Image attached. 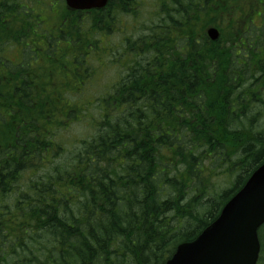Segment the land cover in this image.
Wrapping results in <instances>:
<instances>
[{"label": "trees", "instance_id": "16d2710c", "mask_svg": "<svg viewBox=\"0 0 264 264\" xmlns=\"http://www.w3.org/2000/svg\"><path fill=\"white\" fill-rule=\"evenodd\" d=\"M259 1V26L233 25ZM140 4L45 12L48 0H0V53L17 54L0 58V264H166L263 163L264 0H152L145 13ZM120 14L140 19L122 54L111 46ZM221 18L230 28L217 41L200 33ZM43 37V57L59 41L80 74L38 62ZM106 46L114 63L129 62L99 99L97 132L59 161V121L80 112L68 95ZM56 86L53 101L44 90Z\"/></svg>", "mask_w": 264, "mask_h": 264}, {"label": "rangeland", "instance_id": "374dc122", "mask_svg": "<svg viewBox=\"0 0 264 264\" xmlns=\"http://www.w3.org/2000/svg\"><path fill=\"white\" fill-rule=\"evenodd\" d=\"M60 4V0H55ZM144 7L143 13L148 11L151 7L152 0H138ZM54 0H49L48 7H42L45 12L53 11V8L55 7ZM259 7L257 8L256 13H253V9H250L248 7L247 13L243 18H237L238 15H235L233 25L235 26L236 23L241 27H246L249 24H254L259 26L261 24V17L258 14L259 10L262 8V3L259 1ZM60 8V7H59ZM139 8H136L138 10ZM255 10V9H254ZM238 12H236L237 14ZM44 23L47 25H54V17L50 16L48 17V13L43 14ZM59 18V17H58ZM244 19H247V21L244 23ZM208 21V20H206ZM205 21V22H206ZM201 23L199 25L200 33L206 34V29L211 26L215 25L220 28V30L223 31L225 29L230 28L228 26L231 22V20H225V18H221L217 20L215 23H210L209 21L205 24ZM140 23V19L137 18V16L134 15H122L120 14L116 20V26L120 29H123V33L120 32L113 35V44L111 46L115 47L116 50H118L120 53L124 52V49L127 47L126 43H124L123 38L132 33L134 31V28H138V25ZM227 27V28H226ZM47 30L51 36L54 34L57 35L58 28ZM231 30V29H230ZM229 30V31H230ZM128 34V35H127ZM226 34V33H224ZM86 36L90 39L91 34L87 33ZM98 38V37H97ZM100 38V37H99ZM98 41H102V38H100ZM38 44L41 46L40 50L42 52V56H40L37 61L39 62H47L50 60L52 70L58 71L62 66H65L67 68V74L68 76L71 75H77L80 74V72L75 71V65L74 61L70 60L68 57L71 54V51L68 53L65 52V56L62 53V49L60 48V43L57 41V51L50 54L49 58H45L43 56H46V54L43 53V49L45 47V37H43L41 40L40 38ZM22 43L25 42L20 40ZM12 45H9L5 48L3 52L0 53V58H8L10 62L16 60V52L11 47ZM108 47V46H106ZM8 48V49H7ZM141 48V47H140ZM71 49V47H70ZM98 49H101V44ZM39 51V52H40ZM106 51V50H105ZM74 53L75 51L72 50ZM92 52H98L93 51ZM91 52V53H92ZM102 52V51H101ZM109 52V51H107ZM40 55V54H39ZM75 53L73 54V56ZM109 55L106 53H98L94 54L92 58L88 60L90 63L92 69L94 70V74L92 79H89L86 84L84 81L81 82L83 85L77 84L75 89H72L71 92L72 95H68L70 99L73 101L75 106L80 109V112L75 114V117H72L73 119H66L61 118L59 121V127L56 129V138L54 141L58 142V145H60V150L55 151L53 154L60 152L61 150H64L60 155L58 156V160L64 161L66 160V157L69 159L72 156H74L78 150L79 146L81 145V142L85 139L92 138V136L97 132V128L99 126L100 120L102 118V115L100 113V98L106 97L110 93L114 92L113 83L115 80H117L121 74L122 71H120L119 66L116 64L110 63ZM127 61L130 59L129 56H126ZM125 61H123L124 63ZM41 70H44L46 68V65L39 66ZM120 72V73H119ZM53 76H57V73H54ZM45 84V82H44ZM61 88L59 86H56L55 88H50V91L48 89L44 90V95L47 97H50L51 100L56 101V95L54 93H57ZM62 116H65L67 111L62 109ZM54 126V125H53ZM55 127V126H54ZM52 153V151H51ZM48 158H45L47 160ZM43 161V159H42ZM51 163H45L43 165V168L45 169L46 166H49ZM44 169L41 170V173L44 171ZM46 171V170H45ZM221 171V170H220ZM27 174V173H26ZM261 257H264L263 250L261 252Z\"/></svg>", "mask_w": 264, "mask_h": 264}, {"label": "water", "instance_id": "95a60500", "mask_svg": "<svg viewBox=\"0 0 264 264\" xmlns=\"http://www.w3.org/2000/svg\"><path fill=\"white\" fill-rule=\"evenodd\" d=\"M75 9L102 7L108 0H66ZM216 40L219 32L208 30ZM264 224V163L224 206L219 218L195 240L181 243L167 264H257L258 229Z\"/></svg>", "mask_w": 264, "mask_h": 264}]
</instances>
